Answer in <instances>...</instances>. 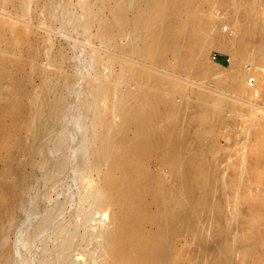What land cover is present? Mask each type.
<instances>
[{
    "label": "bare ground",
    "instance_id": "6f19581e",
    "mask_svg": "<svg viewBox=\"0 0 264 264\" xmlns=\"http://www.w3.org/2000/svg\"><path fill=\"white\" fill-rule=\"evenodd\" d=\"M3 1L0 0V10H3ZM26 1L29 2V0ZM141 1L144 0H136L133 4L135 15L128 21L120 12L128 7L129 0L115 1L111 7V11L116 17L114 22L121 28L129 27L133 33L125 52L141 61L140 67H134V70L130 67V70L128 68L125 71L129 78L133 77L137 80L136 93H126L123 95L126 97L125 101H117L115 108L118 123L112 128L111 134L101 136L104 138L101 140L103 146L99 150L104 156V161L102 160L104 163L102 199H104V204L106 202L112 206L113 211L110 234L111 262L112 264H200L201 262L207 264V254L203 251L204 249L202 250L203 245L205 246L203 242L207 236L209 238V235L213 233L220 234L224 238V240L220 239L221 242H218L217 238V241L214 240L222 243L218 246H222L223 253L225 252L224 264H264V168L259 167L255 162L258 154H261L259 150L264 148V127L256 126L259 138L249 147L252 161L245 168L249 179L242 185L245 193H248L253 186H257L259 189L255 196L245 202L246 213L256 216L257 221L254 220L256 224L254 223L252 226L242 228V232L237 235L239 238L235 237L234 240L231 237L230 224L228 220L225 221V215H221L222 217L217 214V216L213 214L208 216L209 212L215 210L213 209L215 207L219 212L225 213L224 201L222 198L221 201L217 199L220 196L213 198L218 202H216L217 200L213 201L214 207L212 206V210L208 211L204 227L200 226L199 229H196L199 222L197 214L201 209L199 211V207H196L197 204L194 203V207L190 208V205H186L190 209H185L183 201H180V195L187 192L190 194L187 196L198 200V203L203 200V204L206 202L204 204L206 206L209 200H204L210 193L212 195L217 187L219 189V183L222 182H219L217 186L218 177L216 182L214 181L216 172L214 169L217 168L214 166L215 163L212 164L213 168L211 165L207 166L210 163L205 162L206 165L203 162L205 159L202 161L203 155L205 156L209 151L204 152V148L200 149L197 144L194 147L191 146L192 148L188 152L187 149L183 150L186 152L176 151L174 144L176 141L171 134L173 130L171 127L169 128L175 123L176 119L174 118L177 112L180 115L182 113L180 111H183L175 108V96L181 98L182 103L179 104L184 109L183 115L189 113L187 118L192 123H196L195 126L206 123L205 127L211 131L216 127L220 128V125L226 122H224L225 116L223 118L219 112L221 109L217 110L222 104L215 99L212 91L206 90L205 87H188L186 91L187 87L179 79H199L200 82V80L209 78L210 73L202 65L201 59L208 47L215 44L222 51L232 52L237 59L232 62L233 66L230 64L231 62L229 63L233 67L230 66L231 70L234 69L233 72H225L224 77L220 75L221 79H213V83L220 86L218 88L226 93L230 92L241 97L245 93L243 86L241 87L245 74L242 69V71L239 70V63L242 60L250 59L258 64V69L259 67L264 69V6H262L261 0H219L217 4L222 7L221 10L224 13L220 17L212 12L214 4L210 5L199 0H145L146 6H141ZM18 3L15 0L10 1L15 15L23 16V7L20 5V10L17 6ZM197 5L201 7L200 10L196 8ZM256 15H259L261 19L258 23L255 22L256 19L254 20ZM223 22L227 23L231 29L233 28V31L235 30V37L237 35L240 39L238 42L240 45L254 48L253 51L249 48L251 53L249 51V53L243 54L245 52L243 51L241 54L237 50V44L234 45L232 40L227 39V36L222 32ZM111 29L112 24L110 23L103 29V36H111ZM4 33L7 34V37H4ZM36 43L37 39L30 28H16L12 22L0 18V225L16 210L20 201V193L25 185L24 174L19 169L20 167L18 170L15 169L16 155H24L25 163L30 166L33 160L31 152H34V148L36 150V147L33 148L36 142L33 144L32 140L31 144H25L21 134H33L34 113L42 114L41 112H43L34 110V94L26 89L28 76L25 74L27 71L25 69L31 70L34 74H40V69L35 66L36 62L34 61L38 51ZM168 58L175 59L177 63L176 74L179 76L177 80L172 76L168 77L157 73L154 69V67L159 69L165 66ZM228 73L229 75H227ZM259 78V87H257L259 88V99L264 101V74L260 72ZM29 84L30 82L27 86ZM5 87L10 88L6 89ZM24 100L28 101L30 106L28 110L23 105ZM225 103L224 101L223 105ZM230 106L229 104L227 107L230 108ZM222 114L224 115V113ZM50 115L48 114L50 118L47 117V121L45 120L46 126L51 122L52 112ZM38 118L40 117L38 116ZM99 118V127L103 131H110L112 126L106 120L107 116L101 115ZM187 118L186 120H188ZM162 121L167 122L168 127H161V124L164 125L163 123L159 125ZM179 122L181 124V121ZM43 124L42 127H44ZM181 144L183 145V143ZM188 147L190 148L187 145ZM181 148L183 149V147ZM210 148L213 149V147ZM151 156L160 159V166H157L156 171H151L147 167V160ZM233 166L230 168H234V175L223 184L230 191H235V188L238 187L241 176L239 167ZM164 169L167 172H164ZM187 169H189V174L181 176V171L184 170L182 172L184 173L188 171ZM184 195L182 194V197ZM207 208L210 207L207 206ZM203 222L205 223V221ZM195 229L197 231H194ZM177 235L184 238L187 236L192 239L196 238L195 257L175 254V237ZM214 241L212 242L214 243ZM210 245L213 244L210 243ZM210 247L215 249L214 246ZM234 247L241 248L239 250L241 254L236 251L241 259L240 262L237 261L238 263L234 260V262L230 261L231 256L235 254V252L232 254ZM219 252L221 253V251ZM223 253L222 255L216 254L220 255V260H222L221 256L225 258ZM211 262L215 264L212 260Z\"/></svg>",
    "mask_w": 264,
    "mask_h": 264
},
{
    "label": "rangeland",
    "instance_id": "374dc122",
    "mask_svg": "<svg viewBox=\"0 0 264 264\" xmlns=\"http://www.w3.org/2000/svg\"><path fill=\"white\" fill-rule=\"evenodd\" d=\"M10 1H3L0 18L12 22L16 28H30L37 39L38 51L34 59L36 63H34L40 69V74L37 75L31 70L25 69V71L27 70L25 74L28 76L27 85L30 82L29 86L26 85V89L34 94V110L43 112L40 111L42 114L34 113L33 134L21 133L25 144H31L32 140L33 144L36 142L33 145L36 150L34 148V152H31L33 160L30 166L25 163L24 155H16L15 169L18 170L20 167L19 169L24 174L25 185L20 193V201L16 210L0 225V264H112L110 234L113 211L112 206L106 202L104 204V199H102L104 156L99 150L103 146L101 140L104 138L101 136L111 134L112 128L118 123L115 108L117 101H125L126 97L123 95L136 93L137 90V80L133 77L129 78L127 72L125 73L128 68L130 70V67L134 70V67L141 66L140 60H136L125 52L133 33L129 27L121 28L114 22L116 17H114L111 7L115 1L119 0H29L30 4L26 0L27 4L24 0H15L19 2L18 8L23 7V16L15 15ZM20 1L22 4L25 3L22 5ZM199 1L210 5L214 4L212 12L221 17L223 11L222 7L217 4L219 0ZM135 2L136 0H129L128 7L120 12L127 21L135 15L133 11ZM143 2L141 1V6H146L147 2L145 3V0ZM261 2L264 6V0ZM196 8L201 9L199 5ZM19 9L21 10V8ZM254 20L256 23L260 22V16L256 15ZM110 23L112 24V33L109 38L103 36L102 32ZM226 25L225 22L221 25L223 34L227 36V39L232 40L234 45L237 44V50L241 54L243 51H245L243 54L249 53L250 49L253 51L252 46H248L249 49L245 45H240L238 43L240 39L237 35L235 37V30L233 31V28ZM5 36L7 37V34L4 33ZM43 49L46 51L42 52ZM45 54L46 56H43ZM232 56V52L222 51L215 44H211L201 59L202 65L208 70L206 71L210 73V76L200 82L199 79H193L194 81L188 78L179 79L176 74L177 63L172 58L167 59L165 66L159 69L154 67V69L157 73L181 80L187 87L186 91L188 87H205L206 90L212 91L215 99L222 104L217 110L221 109L219 112L223 118L225 116L224 122L226 121L227 124L222 123L220 128L216 127V129L208 131L209 128L205 127L206 123L205 125L202 123L203 126H201L202 124L195 126L196 123H192L187 118L189 113L183 115L184 109L179 104L182 103L181 98L175 96V108L183 111H180L182 112L180 115L177 112L179 116L176 115L174 119L178 121L174 120L175 123L169 128L171 127L173 130H171V134L175 137L173 139L176 141L174 143L176 151L188 152L195 144L202 150L204 148V152L209 151V153L206 152L207 154L204 153L202 161L205 159L204 163H210L208 165L205 163L207 166H212L215 163L214 166L217 167V170L214 169L216 171L214 181L216 182L218 179L217 186L219 182H222L219 183V189L217 187L216 191L212 192V195L210 193L204 200H209V204L207 203L206 206L204 205L206 202L203 204L202 200L198 203V200L189 197L190 194L187 192L182 193L185 194L183 197L182 194L180 195V201H183L185 209L194 207V204H197L196 207H199V211L201 209L197 214L199 222L196 229H199L200 226L204 227L207 217L212 214L219 217L225 215V221L228 220L230 224L231 237L234 240L242 232V228L252 226L254 223L256 224L254 220L257 221L256 216L246 213L245 202L255 196L259 189L257 186H253L248 194L244 192L242 185L249 179L248 172L245 170L252 161L249 147L259 138L257 127H264V121H262L264 119V101L259 99V88H257L259 87V74L260 72L264 74V69L260 67L258 69V64L250 59L242 60L238 68L242 69L245 74L241 84L245 93L241 97L230 92L226 93L218 88L220 86L213 83V79H221L226 75L225 72H233L234 69L231 70L234 65L232 62H235L237 58ZM220 75L222 76L220 77ZM249 80L253 81L251 85L248 84ZM5 88L9 89L10 87ZM224 101L225 104L231 105L230 108L227 107L229 104L223 105ZM23 105L27 110L30 107L27 100H24ZM51 112L53 115L50 124H47L48 129L46 121L51 117ZM101 115L107 116L106 120L112 126L108 132L99 127L98 122ZM160 124L161 127H168V123L165 121ZM187 145L190 148H187ZM210 147L213 149L211 150ZM185 149L187 150L183 151ZM262 149L259 150L261 154H258L255 162L259 167L264 168L262 166L264 165V150ZM159 162V158L149 157L147 160L148 169L156 171L160 166ZM233 165L239 167L241 176L238 187L235 188V191H230L223 184L234 175ZM214 166L212 167L214 168ZM231 166L233 167L230 168ZM184 170L181 171V176L189 174V169L182 173ZM165 171L167 172L166 169H164ZM250 192H252L251 196ZM215 197H219L217 198L219 201L221 198L224 201L225 213L219 212L216 207L213 208V201L217 200H213ZM186 205H190V208ZM211 207L215 210L208 214V211L212 210ZM201 214L202 216H199ZM196 229L194 231H197ZM216 238L218 242L224 240L222 235L212 233L203 242L205 246L202 244V250L204 249L203 251L207 254V264H214L211 260L215 264L217 262L219 264L220 261L221 264H224L223 262L226 260L222 246H218L222 243L215 242ZM210 239L215 240L214 243ZM239 244L241 245V243ZM210 246H214L215 249ZM195 247L196 238L192 239L190 236L184 238L178 235L175 237V254L177 256L184 254L193 258L196 256ZM240 249V247L239 249L233 248L232 254L234 252L235 254H231L233 258L231 256L230 261H241L238 257L241 254ZM236 251H239V254ZM218 253L220 255L223 253L225 258L221 256V259L225 260H220V255H216Z\"/></svg>",
    "mask_w": 264,
    "mask_h": 264
},
{
    "label": "built area",
    "instance_id": "2783aa9c",
    "mask_svg": "<svg viewBox=\"0 0 264 264\" xmlns=\"http://www.w3.org/2000/svg\"><path fill=\"white\" fill-rule=\"evenodd\" d=\"M252 82H253L252 80H249V81H248V84H250V85H251V84H252Z\"/></svg>",
    "mask_w": 264,
    "mask_h": 264
}]
</instances>
